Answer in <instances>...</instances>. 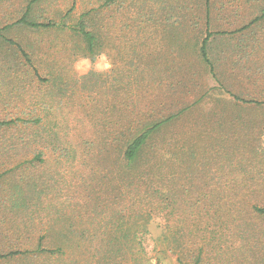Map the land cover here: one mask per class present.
<instances>
[{"label": "rangeland", "instance_id": "1", "mask_svg": "<svg viewBox=\"0 0 264 264\" xmlns=\"http://www.w3.org/2000/svg\"><path fill=\"white\" fill-rule=\"evenodd\" d=\"M87 1L77 0L66 16L71 0H42L34 14L39 22L63 18L69 24L88 7ZM162 1L164 9L152 13L153 21L141 29L139 58L132 51L138 48L128 42L131 29L119 31L126 12L116 10L103 51L95 57L82 56L77 39L55 28L14 26L2 32L0 120L41 121L30 125L20 121L0 129V229L18 223L23 209L15 210L14 200L22 198L20 203L31 211L43 213L36 221L47 240L62 235L71 239V254L64 256L68 260L59 258L53 264H94L96 253L90 245L94 225L103 217L109 220L114 212L104 202L124 197L121 189L94 188V152L89 146L94 141V108L85 98L94 99V73L107 74L114 85L109 94L113 101L127 96L115 91L118 82L138 76V91L147 90L156 103L151 106L154 115L177 111L205 97L157 135L160 168L155 172L171 175L176 187L191 193L195 188L232 187L205 186L210 176L236 178L237 184L230 185L257 190L254 201H264L260 195L264 192V20L249 24L260 15L264 0H209V13L204 0ZM176 5L183 10H176ZM207 31L214 33L208 45L213 71L198 51ZM148 95L141 106L146 112ZM37 150L42 151L43 162L30 161ZM243 177L250 183H241ZM116 207L122 210L120 203ZM243 220L203 231L207 235L212 228L215 242L205 240L208 249L216 244L212 253L218 242L223 247L205 264H264V217L245 215ZM143 228L146 252L133 264H183L176 252L168 251V241L174 237L163 214H156ZM230 228L237 234L225 235Z\"/></svg>", "mask_w": 264, "mask_h": 264}, {"label": "trees", "instance_id": "2", "mask_svg": "<svg viewBox=\"0 0 264 264\" xmlns=\"http://www.w3.org/2000/svg\"><path fill=\"white\" fill-rule=\"evenodd\" d=\"M41 1L0 0V23H3L0 27V37L3 38V31L14 26L33 30L55 28L77 39L76 42L82 47V56L95 57L103 51L111 27L110 19L113 11L116 10L122 14L126 12L125 21L120 20L119 31L122 33L125 28L131 29L128 42L138 48L136 50L133 47L135 51H132L139 58L141 29L143 26H149L153 21L152 13L163 8L162 0H94V3L88 0V7L79 13L75 22L68 24L61 18L58 22L49 19L45 23L39 22L37 15L34 14L35 6ZM209 2V0L203 1L207 13H209ZM76 4L77 0H71L66 16L71 14ZM176 6V10H183V6ZM187 9L190 7L188 6ZM259 20H264V7L260 15L252 19L249 24ZM249 24L243 25L240 29L246 28ZM207 32L200 41L198 51L201 60L213 71L208 45L214 33ZM8 41L20 48L16 42L13 43L9 39ZM20 50L22 51L21 48ZM22 53L28 58L26 53L23 51ZM138 69L137 67L134 72H138ZM100 82L101 85H98ZM140 84L141 80L138 76L131 79L128 77L124 83L118 82L119 89L116 88L115 91L125 92L127 96L113 101L109 94L111 90L114 91V85L107 74L94 73V99L92 95L85 97L86 102L90 103L89 107L94 108V141L89 144L94 152V188H98V192L102 188L104 191L109 188L121 189L124 193L121 199L115 197L104 202V207L111 204L107 208L114 209V212L109 220L103 217L98 221L97 226L94 225V241H90L96 253L94 264L136 263L138 255L142 256L146 252L143 245L146 232L144 228H140L159 213L163 214L168 223L167 231L174 237L173 240L168 241V251L176 252L177 260L183 264H205L208 257H217L218 252L223 250L219 242L216 253H212L216 244L211 245L210 249L208 244H205V240L210 239L212 242L216 240L214 236L210 237L212 228L228 222H244L245 215L264 217V201H254V196L258 194L257 190L236 189L230 185L237 184L236 178L231 180L210 176L209 182L204 183L205 186L210 184L232 187H229L230 189L195 188L191 193L187 189L176 187L171 175L157 174L155 171L160 168L156 156L158 149L154 143L157 135L205 97H200L177 111L154 115L156 111L151 106L156 103L152 101V95H148L147 90L145 94L138 91ZM146 95L148 97L144 104L147 108L149 106L147 112L141 108ZM234 98L238 99L235 96ZM234 103L229 104L234 105ZM20 121L24 125L37 122L35 118L4 119L0 120V129L17 126ZM40 121L41 119H38V122ZM41 155L42 151L37 150L30 161L43 162ZM74 156L75 153L69 157ZM239 180L243 184L250 183L246 177ZM260 195L264 196V192ZM102 198L105 199V196ZM21 200L22 198H16L13 207L15 210L23 209L21 215L19 214L18 223L11 229H0V261L23 260L31 261L29 264H46V262L53 264L52 261L69 256L71 254L69 236L62 235L57 239L47 240L46 233L42 234L44 231L38 229L39 224L36 221L43 213L31 211L27 204L20 203ZM119 203L122 210L116 207ZM100 204L102 206V203ZM174 226L177 228L175 235L172 230ZM210 226L212 228L209 233L204 234L203 231L208 230ZM226 232L225 235L237 234L233 228L227 229ZM36 234L40 235L36 237Z\"/></svg>", "mask_w": 264, "mask_h": 264}]
</instances>
